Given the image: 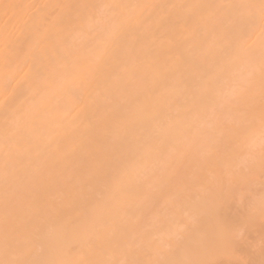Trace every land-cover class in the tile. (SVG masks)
<instances>
[{"label": "bare ground", "instance_id": "6f19581e", "mask_svg": "<svg viewBox=\"0 0 264 264\" xmlns=\"http://www.w3.org/2000/svg\"><path fill=\"white\" fill-rule=\"evenodd\" d=\"M0 264H264V0H0Z\"/></svg>", "mask_w": 264, "mask_h": 264}]
</instances>
